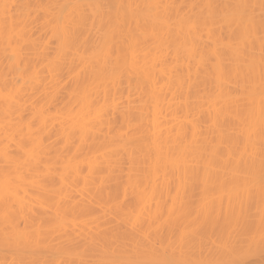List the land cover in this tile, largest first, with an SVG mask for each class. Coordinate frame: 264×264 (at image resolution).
I'll list each match as a JSON object with an SVG mask.
<instances>
[{
	"label": "bare ground",
	"instance_id": "bare-ground-1",
	"mask_svg": "<svg viewBox=\"0 0 264 264\" xmlns=\"http://www.w3.org/2000/svg\"><path fill=\"white\" fill-rule=\"evenodd\" d=\"M264 264V0H0V264Z\"/></svg>",
	"mask_w": 264,
	"mask_h": 264
},
{
	"label": "snow or ice",
	"instance_id": "snow-or-ice-1",
	"mask_svg": "<svg viewBox=\"0 0 264 264\" xmlns=\"http://www.w3.org/2000/svg\"><path fill=\"white\" fill-rule=\"evenodd\" d=\"M231 264H243V261H232Z\"/></svg>",
	"mask_w": 264,
	"mask_h": 264
}]
</instances>
